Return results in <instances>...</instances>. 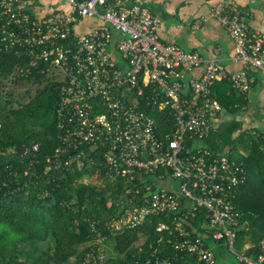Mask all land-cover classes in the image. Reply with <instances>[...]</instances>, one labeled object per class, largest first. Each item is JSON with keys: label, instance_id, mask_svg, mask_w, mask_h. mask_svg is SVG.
Segmentation results:
<instances>
[{"label": "built area", "instance_id": "2783aa9c", "mask_svg": "<svg viewBox=\"0 0 264 264\" xmlns=\"http://www.w3.org/2000/svg\"><path fill=\"white\" fill-rule=\"evenodd\" d=\"M29 1L0 0V51L21 50L31 67L46 64L60 82L55 110L59 143L48 161L107 167L141 184L134 189L136 203L108 223L113 231L164 215L155 230H170L172 247L194 254L202 264H215L206 237L223 241L244 264H264V238L255 257L234 249L246 221L241 224L233 197L246 172L241 163L203 142L222 121L223 108L212 95L214 82L227 78L246 94L253 82L247 70L229 73L214 58L162 40L160 17L140 0H60L68 8H53L42 17L26 9ZM210 13L233 41V59L264 71V32L250 28L232 2H216ZM84 16L100 23L80 34L74 24ZM198 68V76L185 79ZM151 111L164 118L162 130ZM38 150L35 142L22 155ZM150 174L153 181L145 177ZM199 208L207 223L201 235L192 236L188 217ZM85 257V264H103L102 246ZM155 264H170V259L156 257Z\"/></svg>", "mask_w": 264, "mask_h": 264}, {"label": "trees", "instance_id": "16d2710c", "mask_svg": "<svg viewBox=\"0 0 264 264\" xmlns=\"http://www.w3.org/2000/svg\"><path fill=\"white\" fill-rule=\"evenodd\" d=\"M46 66L40 62L31 67L19 49L0 51V264H85L86 252L100 245L103 264H155L156 257H167L170 264H202L194 254L172 247L169 240L175 234L170 230H155L164 215L129 230L108 228L136 203L139 194L134 189L141 187L137 180L128 181L107 167L48 161L59 143L55 110L60 82ZM211 90L222 113L235 116L245 103L244 94L227 78L216 80ZM151 115L162 130L164 118L157 111ZM35 142L39 150L22 155L24 147ZM203 142L241 163L246 172L233 197L241 224L246 221L234 249L255 257L262 252L259 243L264 238V134L242 128L232 117ZM30 159L35 161L28 164ZM145 177L153 181L155 175ZM206 223V212L199 208L187 225L196 236ZM203 242L213 249L215 264H244L223 241L206 237ZM104 246H111V252Z\"/></svg>", "mask_w": 264, "mask_h": 264}, {"label": "crops", "instance_id": "0c3cea01", "mask_svg": "<svg viewBox=\"0 0 264 264\" xmlns=\"http://www.w3.org/2000/svg\"><path fill=\"white\" fill-rule=\"evenodd\" d=\"M219 1H229L242 9L243 18L252 29L264 32V0H140L150 12L160 17L158 34L164 41L177 44L185 51L197 52L204 59L214 58L231 73L241 68L253 78L250 90L244 94L245 103L236 115L222 113V121L235 117L242 128L264 134V71L244 66L233 59L235 48L232 39L210 9ZM68 8L60 0H30L26 9L42 17L53 8ZM95 17H81L75 24L77 33H85L99 25ZM116 34V31H114ZM202 68L185 74V79L198 76ZM221 121V122H222Z\"/></svg>", "mask_w": 264, "mask_h": 264}, {"label": "rangeland", "instance_id": "374dc122", "mask_svg": "<svg viewBox=\"0 0 264 264\" xmlns=\"http://www.w3.org/2000/svg\"><path fill=\"white\" fill-rule=\"evenodd\" d=\"M240 150V149H239ZM2 228H4V226H3V223H0V229H2ZM105 247V252L106 253H108V251H110L111 252V246H104Z\"/></svg>", "mask_w": 264, "mask_h": 264}]
</instances>
